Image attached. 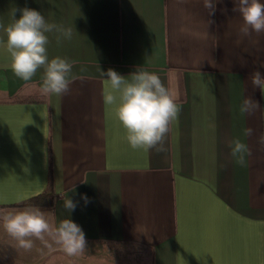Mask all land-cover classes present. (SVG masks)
<instances>
[{
	"label": "crops",
	"instance_id": "obj_1",
	"mask_svg": "<svg viewBox=\"0 0 264 264\" xmlns=\"http://www.w3.org/2000/svg\"><path fill=\"white\" fill-rule=\"evenodd\" d=\"M235 6L218 0L209 15L203 0H0L5 26L29 7L72 28L59 43L48 34L47 47L75 62L69 91L45 96L42 70L24 82L0 50V215L38 207L87 241L72 257L50 237L25 251L0 226V264H264V94L251 82L264 76V33L242 36ZM137 67L181 106L164 152L132 150L103 101L101 71ZM245 98L260 107L241 113ZM236 138L248 148L243 165L231 155ZM43 192L51 205H19Z\"/></svg>",
	"mask_w": 264,
	"mask_h": 264
},
{
	"label": "clouds",
	"instance_id": "obj_2",
	"mask_svg": "<svg viewBox=\"0 0 264 264\" xmlns=\"http://www.w3.org/2000/svg\"><path fill=\"white\" fill-rule=\"evenodd\" d=\"M218 0H203L204 8L213 15ZM233 11L242 17L240 28L242 36L255 32L264 33V3L261 0H235ZM19 12V18L16 13ZM4 36L0 37V50L9 57L12 73L24 82H29L42 70L40 92L45 96H61L69 91L73 82L72 69L74 61L59 56L49 58L48 44L50 33H58L57 43L61 38L70 40L72 28H65L57 23L46 21L40 11L23 7L12 12V22L7 26L0 24ZM264 66V65H262ZM105 78L103 101L105 105L115 106V116L125 131L124 139L132 150L145 152L155 150L164 152L165 140L171 125L177 120L181 106L176 102L168 87L154 72L137 67L128 76L121 75L109 68L101 71ZM251 82L264 94V76L260 71L251 74ZM260 105L251 98H245L240 106L241 113H250ZM252 129L246 130L251 135ZM264 144V134L259 138ZM231 155L236 162L243 165L247 145L240 139H233L229 144ZM82 199L87 201L86 196ZM71 212L76 204L70 198L63 204ZM0 226L17 242L19 248L29 251L33 247V238L45 240L50 237L63 252L77 256L86 249L87 241L82 228L71 219H63L53 225L46 218L45 212L38 207L7 212L0 215Z\"/></svg>",
	"mask_w": 264,
	"mask_h": 264
},
{
	"label": "trees",
	"instance_id": "obj_3",
	"mask_svg": "<svg viewBox=\"0 0 264 264\" xmlns=\"http://www.w3.org/2000/svg\"><path fill=\"white\" fill-rule=\"evenodd\" d=\"M51 193H47V192H43L35 197H32L30 199H27L23 202H21L19 205L20 206H35V205H39V204H43V205H51L53 202V196L50 195ZM47 198V201L43 202L42 199Z\"/></svg>",
	"mask_w": 264,
	"mask_h": 264
},
{
	"label": "rangeland",
	"instance_id": "obj_4",
	"mask_svg": "<svg viewBox=\"0 0 264 264\" xmlns=\"http://www.w3.org/2000/svg\"><path fill=\"white\" fill-rule=\"evenodd\" d=\"M110 260H112V259H110Z\"/></svg>",
	"mask_w": 264,
	"mask_h": 264
}]
</instances>
